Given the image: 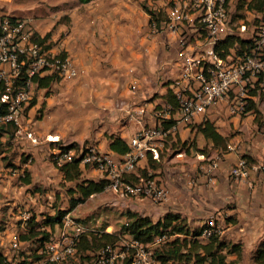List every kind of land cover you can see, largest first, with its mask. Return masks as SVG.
<instances>
[{
  "label": "crops",
  "instance_id": "0c3cea01",
  "mask_svg": "<svg viewBox=\"0 0 264 264\" xmlns=\"http://www.w3.org/2000/svg\"><path fill=\"white\" fill-rule=\"evenodd\" d=\"M184 1L94 0L64 8L57 18L48 17L37 23L41 25L37 32L41 36L51 33L48 42L51 49L64 52L77 66L79 74L70 79L58 78L49 93L47 89L36 87L35 96H40L30 108V104L26 107L25 127H17L13 135L21 144L17 150L21 154L17 158L32 156L36 159L31 169H37L39 174H32L33 179L48 182L47 177L53 179L48 174L54 165L51 157L56 153L52 145L90 144L101 152L119 157L110 149V135L121 136L129 145L142 126H154L172 115L179 120L172 142L183 140L182 143L186 142L192 150L194 140L187 139L188 136L194 137L198 133L204 138L198 129L209 120L224 137L229 138L228 148L220 152L219 167L211 175L204 169L207 164L202 165L204 172L199 174V183L204 185L195 190L199 194L196 199L188 200L186 193L177 191L174 196L170 194L168 207H181L172 211L188 212L185 215H188L189 222L193 215L226 208L230 223L224 231L225 239L242 243L244 250L252 254L264 240V170L251 169L248 178H235L230 172L244 156L251 166L264 159V139L256 137V133H247L254 121L253 112L242 119L246 115L232 113L228 98L188 123L175 113L165 111L173 105L166 102L165 95L173 86V83L167 85L168 81H175L180 75V52L188 46H197L199 34L189 23L174 31L161 20L158 29L156 22L150 23L147 10L157 12L168 3L171 7L175 2ZM56 24L57 30L53 33ZM190 30L194 32L191 36ZM191 37L196 39L194 45L186 40ZM249 96L248 101L258 106L260 95ZM219 107L220 111L216 112ZM142 109L144 113H141ZM193 124L195 129L191 127ZM132 125L135 128L128 137L125 133ZM233 128L242 129L246 133L244 139L231 138ZM29 133L34 140L28 137ZM201 155L206 157L204 153H198L199 159ZM177 156L184 157L185 153L181 151ZM143 162L141 167H144Z\"/></svg>",
  "mask_w": 264,
  "mask_h": 264
},
{
  "label": "built area",
  "instance_id": "2783aa9c",
  "mask_svg": "<svg viewBox=\"0 0 264 264\" xmlns=\"http://www.w3.org/2000/svg\"><path fill=\"white\" fill-rule=\"evenodd\" d=\"M232 4V0H185L175 2L167 10V24L172 30L189 23L199 34L197 46H188L180 52V75L172 86L177 106L170 105L165 110L180 116L182 121H193L227 98L230 99L231 112L242 115L249 104V92L255 89L264 92V14L259 15V24L256 26H250L251 21L247 19L233 27ZM35 32L30 19L14 20L9 16L0 18V80L6 87V92L0 94V108L6 109L0 116V122L18 128H22L26 107L35 98L38 86L34 81L36 76L70 79L79 74L77 66L69 57L39 44L34 37ZM230 35L253 41L252 53L245 58H222L217 46ZM144 112L142 109L141 113ZM165 122L171 125L166 126ZM178 123L179 120L170 115L154 126H142L131 138L130 150L119 157L101 152L91 145L80 155L71 150L54 154V164L60 168L79 158L83 166H93L103 174L107 182L105 191L130 193L134 196L150 195V188L143 184H131L126 181V177H130L149 156L159 158L163 139L176 132ZM28 137L34 140L32 133ZM200 158L204 161L206 159L204 155ZM218 167L219 160H214L204 169L211 175ZM251 169L264 170V159L251 166L246 158H240L230 173L235 178H248ZM167 195V191L161 189L156 193V200L165 199ZM209 219L202 226L201 238L208 239L221 232L216 225L217 218ZM90 231L83 223L65 216L59 234L51 235L50 240L43 245L39 243L37 252L41 258L33 264L68 262L77 256L83 236ZM166 239L167 235H160L147 245L134 239L125 240L126 245L121 251L103 249L97 264H114L119 258L124 260L129 256L132 257L131 264H158L157 260H153L154 248ZM12 241L14 247L26 243L16 236Z\"/></svg>",
  "mask_w": 264,
  "mask_h": 264
},
{
  "label": "rangeland",
  "instance_id": "374dc122",
  "mask_svg": "<svg viewBox=\"0 0 264 264\" xmlns=\"http://www.w3.org/2000/svg\"><path fill=\"white\" fill-rule=\"evenodd\" d=\"M232 1V13L234 12L233 27L239 26L242 22H246L247 19L251 21L250 26L259 24L257 15L248 13L246 9L238 11L237 4L239 0ZM76 4H78L77 0H0V18L3 16H12L20 20L30 19L33 22V26L35 23L34 28L37 32V27L41 26L37 23H40L48 17L57 18L64 8L74 7ZM169 7L170 4L168 3L160 11H157L159 20L161 19L164 23H169L166 11ZM57 25L53 27V33L57 30ZM157 28L160 29V24L157 25ZM193 33L190 30V36ZM186 40L192 45L196 43L194 37ZM42 45L45 48H51L49 44ZM61 54L66 55L64 52H61ZM172 83H174V80H169L167 85ZM39 96L36 94L28 108L36 103V98ZM224 107L226 108L227 105L224 104ZM219 111L220 107L216 112ZM247 115L242 116V119L249 116ZM251 115L254 116V121L253 124H250V128L248 129L250 131H247V133L249 132L251 135L256 133V137L259 136L262 139L264 134V96L258 102V112H253ZM25 123L26 119L23 118V127H25ZM194 126L193 124L191 127L195 129ZM243 126L245 127L246 125ZM134 128L135 126L132 125L131 129L125 134L130 137ZM246 129L247 127H245ZM231 134V138L239 137L242 139L246 133L240 128H233ZM169 137L171 138L168 139V137H165L163 139L167 141H162L163 144L159 148L158 159L149 156L143 162L144 167L140 165L130 177H126V181L131 184H143L150 188L152 190L150 195L142 194L140 196H134L130 193L104 191L103 193L90 197L85 202L78 203L71 209L73 202H77L79 198V194L75 191L76 182L65 181L63 175L54 163V165H51V170H49L48 174V176L53 178L52 180L47 177L46 180L48 182L35 181L32 174L38 172L37 169L32 170L31 166L34 165L36 159H32V156L21 159L17 158L21 154L20 151H17L21 147V144L13 136H3L0 139V252L7 254L9 264H33L37 262L41 258V255L37 252L36 243L30 241L14 247L12 246V239L15 236L19 238V235L25 233L29 219L36 216L38 217L36 222L40 224L39 232L58 235L62 225L51 228L43 224L46 218L53 217L57 210L67 211L66 216H70L75 221L83 223L90 228L89 235L99 234L102 231L119 234L118 249H115L117 252L121 251V248L129 240L125 237L124 225L129 221L130 214L132 213H137L142 217H148L153 222L162 220L169 212L180 214L192 230H200L210 220L209 218L216 217V225L221 231L219 235L225 239L224 231L230 223L225 214L226 208H217L216 211L209 210L204 214L193 215L194 219L191 216L192 221L189 222L188 215H185L189 214L188 212L180 213L172 211L176 208L169 209L168 207L170 194L174 196L177 191L180 194L186 193L188 200H194L199 196L195 190H200V186L203 187L204 185L199 183V174L202 171L204 172L202 165L204 163L209 165L214 160H219L220 153L209 146V143L204 138H200L198 133L194 137L188 136L187 139L190 140L193 138L194 140L193 149L189 151L184 149L183 140L173 144L172 136L169 135ZM73 145L58 143L55 146L52 145V148L56 150L54 154H61L62 152L71 150L74 154L80 155L87 146H91L90 144L86 146L76 144L74 148L68 149ZM181 151L185 153L184 157L177 156ZM198 153H204L206 155L205 161H200L203 159H199ZM54 154L51 157L53 159ZM27 175L31 178L30 185H26L24 182V178ZM56 176L58 177L57 180L55 178ZM84 179L94 181L105 180L103 174L93 166H88L83 170L81 180ZM161 189L167 191L168 197L156 200V193ZM244 198L246 197L244 196ZM188 206L190 208V204ZM204 206L211 208V205L205 204ZM180 208L177 207L179 210ZM189 208L188 210H190ZM202 211L204 212V210ZM165 235H167L166 241L154 248L153 260H157L158 252L168 248L169 242L179 238L181 243L187 244L184 250L187 251L190 248L188 247L190 242L193 240L192 235ZM200 240L201 242H205L207 239L201 238ZM195 253H201V251L193 252L191 254L193 259L190 262L182 261L177 262V264H195ZM252 254L244 250L241 258H238L236 255H230L228 261L237 260L235 264H255L252 260ZM231 257H236V259H231ZM96 258L97 254L95 255L93 252L87 254L79 253L64 264H96ZM118 262L121 264V258H119Z\"/></svg>",
  "mask_w": 264,
  "mask_h": 264
},
{
  "label": "trees",
  "instance_id": "16d2710c",
  "mask_svg": "<svg viewBox=\"0 0 264 264\" xmlns=\"http://www.w3.org/2000/svg\"><path fill=\"white\" fill-rule=\"evenodd\" d=\"M94 0H77L78 4H88ZM238 11L245 10L252 12L259 18V15L264 14V0H239ZM151 16L150 23H160L158 14L154 10H147ZM12 17V16H9ZM14 20L19 18L12 17ZM68 19V17H66ZM51 33H47L45 36H41L38 32H35L34 37L39 44H48ZM51 47V44H49ZM254 48L253 41H247L238 35H230L224 40H222L217 46L219 55L222 58H245L252 53ZM56 76H36L34 81L37 83L39 88L47 89V93L57 81ZM170 86V84H169ZM6 92L5 84L0 80V94ZM251 95L264 96V93L259 89L252 90ZM165 100L169 104L177 106L175 96L173 94V89L169 87ZM249 102L246 111L243 115L249 112H258V106L255 102ZM6 112L4 107L0 108V116ZM18 130L17 126L13 124H4L0 122V139L7 135L12 137ZM199 132L202 133L204 139L207 143L211 144V147L217 152H223L228 148L229 138L224 137L219 131L216 125L209 120L203 122L199 126ZM110 149L119 155H125L130 147L121 136L110 135L109 136ZM175 143V142H174ZM173 143V144H174ZM76 144L69 147L74 148ZM184 149L190 150L187 143H183ZM244 158H247L244 156ZM249 162V160H248ZM88 166H83L79 158H75L72 162L65 163L61 168H58L63 174L65 181L76 182V192L79 194L77 202H73L72 208L78 203L85 202L92 195L103 193L106 189V181H94V180H81L83 176V170ZM26 185L31 184V178L27 175L24 178ZM65 210H57L53 217H47L43 224L55 228L58 225H62L63 219L67 215ZM37 216L29 219L27 223V230L25 233L19 235V240L21 242H33L37 246L39 243L42 245L50 240L51 234L47 232H39L40 224L36 222ZM125 237L129 239H134L143 243L145 245L152 243L156 237L164 234H177V235H192L193 240L190 242V247L187 251V244L181 243L180 239L177 238L168 244V248L157 253L158 264H177V262L188 261L193 259L191 254L196 251H201V253H195L194 259L195 264H235L237 260L228 261L230 255H236L238 258L243 256L244 246L242 243H232L223 239L219 234H213L205 242H201V236L203 229L192 230L189 225L183 219L180 214H173L169 212L162 220L153 222L148 217H142L137 213L130 214L129 221L124 225ZM123 233V234H124ZM118 237L119 234L100 232L99 234L89 235L85 234L82 238V243L79 245L78 254L94 253L97 254L96 264L100 258V252L106 248L118 249ZM161 250V248H160ZM158 250V251H160ZM77 254V255H78ZM252 260L255 264H264V240L259 243L257 248L252 254ZM132 257L129 256L124 260H121V264H131ZM0 264H9V259L5 256L3 252H0ZM114 264H120L118 261Z\"/></svg>",
  "mask_w": 264,
  "mask_h": 264
}]
</instances>
